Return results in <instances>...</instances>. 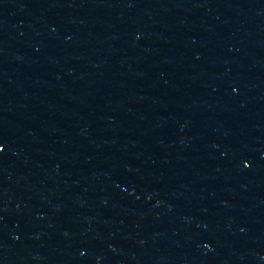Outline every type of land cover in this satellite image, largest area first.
Returning <instances> with one entry per match:
<instances>
[{"label": "water", "instance_id": "95a60500", "mask_svg": "<svg viewBox=\"0 0 264 264\" xmlns=\"http://www.w3.org/2000/svg\"><path fill=\"white\" fill-rule=\"evenodd\" d=\"M0 264H264V0H0Z\"/></svg>", "mask_w": 264, "mask_h": 264}]
</instances>
